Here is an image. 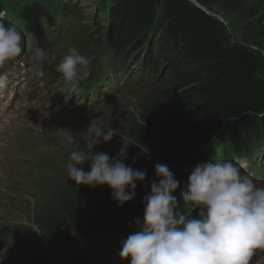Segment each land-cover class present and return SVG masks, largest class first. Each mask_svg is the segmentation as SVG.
I'll return each instance as SVG.
<instances>
[{"label": "trees", "instance_id": "obj_1", "mask_svg": "<svg viewBox=\"0 0 264 264\" xmlns=\"http://www.w3.org/2000/svg\"><path fill=\"white\" fill-rule=\"evenodd\" d=\"M257 5L261 7L230 0H116L108 28L115 51L140 45L154 33L156 64L164 61L168 67L164 82L122 125L107 152L115 159L127 144L124 163L146 172V179L137 181L135 198L123 206L107 185L76 184L64 193L58 210L36 221L42 239L30 234L12 247L13 264H57V255L60 264H92L109 238L136 225L137 218L143 220L145 197L151 184L159 182L156 164L181 170L195 148H204L216 136V146L230 139L239 151L264 139L263 52L251 39L250 45L235 41L213 11L234 6L251 27L258 26L264 45V0Z\"/></svg>", "mask_w": 264, "mask_h": 264}, {"label": "clouds", "instance_id": "obj_2", "mask_svg": "<svg viewBox=\"0 0 264 264\" xmlns=\"http://www.w3.org/2000/svg\"><path fill=\"white\" fill-rule=\"evenodd\" d=\"M7 16L6 10L0 11V69L24 52L21 31L17 25L6 23ZM46 56L44 48L35 49L36 60ZM81 67L88 69L90 61L72 47L57 68L73 94L82 91ZM7 84L8 77L0 74V89ZM100 120L99 125L91 124L81 135L85 147L71 153L67 171L79 186H109L113 198L123 206L135 198L137 181L144 182L147 174L124 163L127 144L115 159L93 151L101 140L107 143L118 134V130L106 126L103 117ZM85 162H90L88 172L77 167ZM155 173L159 182L151 184L150 195L145 197L143 226L139 227L137 218L139 230L123 242L119 253L122 260L130 258L131 264H251L256 251L264 250V187L255 184V173L242 174L240 165L219 154L198 164L182 192L185 204L199 210L198 218L177 212L173 193L180 182L170 168L158 163ZM6 253L7 247L0 253V264Z\"/></svg>", "mask_w": 264, "mask_h": 264}, {"label": "rangeland", "instance_id": "obj_3", "mask_svg": "<svg viewBox=\"0 0 264 264\" xmlns=\"http://www.w3.org/2000/svg\"><path fill=\"white\" fill-rule=\"evenodd\" d=\"M99 1V0H98ZM234 4H243L244 6H250V9L261 7V5H257L259 0H230ZM84 2V1H79ZM86 5V9L90 12L91 16H95L97 14V8L96 4L92 2V0H89L88 2H84ZM264 6V5H263ZM214 7L213 11L215 12L214 16L220 19L221 23H223L227 28L228 31L232 34V37L237 42H242L243 44L250 45L251 42L252 46L255 48L261 49L264 56V45L260 41L259 36V29L258 26L251 27V24H248V20H246L245 16L240 15L236 12V8L234 6H230L225 8V10H221L219 8ZM49 28V27H48ZM52 30V28L50 27ZM54 32H58V29H56ZM248 38V39H247ZM251 39V41L249 40ZM249 42V43H248ZM255 44V45H254ZM261 44V45H260ZM60 50L64 49V42H61L60 44ZM43 63H41L40 69H42ZM129 73L134 74L135 70L131 71V67L128 70V73L125 75L127 76ZM93 74V73H92ZM111 81V80H110ZM110 81L102 86L101 89H96L95 91H90L88 88H84V100L87 98H90V101L92 104L96 106L97 111H92L88 113V118L90 120H98L101 122L100 118L103 117L104 121H106V126H112L118 130V134L114 136L115 140L116 138H119V130L121 129L122 125H127L129 123L130 116H133L138 113V110L140 109V106L143 105L145 100H149L150 94L153 93V90H151L150 85L146 81H142L140 84L137 83L136 87H132L131 89H126L122 95L116 96L110 105H108L107 108L105 106L108 104V102L111 100L112 95L110 93H119L120 84L117 82L114 77L112 79V85H110ZM139 84V86H138ZM105 88L103 89V87ZM124 87L127 86V83L123 85ZM135 86V85H134ZM57 91V89L55 90ZM154 94V93H153ZM90 95V96H89ZM48 99H46L45 105L48 103ZM61 104H65V107H71L69 104H66L62 102ZM105 108V109H104ZM50 110V111H49ZM55 108L48 109L45 108V116L49 112L53 115ZM44 115V113L42 114ZM40 117L41 125L48 126L50 128H53L56 125L65 124L68 126H71L74 124L75 120L70 117H66L65 120L62 122H57L56 119L49 120V125L45 123L44 116ZM109 118V119H108ZM79 128L83 126H74L73 128ZM76 133L69 135V143L72 146H77L79 148H84L85 145L83 143V140L81 138V135L83 134L80 130L75 129ZM60 135H57L52 138H40L41 142L45 145V147L42 149L40 153H38L32 160L31 165L34 167V172L32 175L27 176L25 175V179L22 180V188L20 189V192L17 194L16 197L23 198L27 194L25 192H28L30 196L33 195V190L36 186H45V190L48 191L50 189L49 182L53 181V176L51 174V171L49 170V167L54 165L56 163V158L54 157L53 150L56 149V144L60 143ZM111 141L105 143L106 145L103 147V152L107 153L108 149H111V146H113ZM100 143H104L102 140ZM115 144V143H114ZM204 148L199 147L195 148V150L190 154L188 162L181 168V170H172L170 169L175 176V179L180 182V187L177 189L173 195H175L177 198H181L182 192L186 189L188 184V177L190 176L191 172L194 170V168L198 164L205 163L210 160L208 154L204 156L203 153ZM37 151V142L35 144L31 145L30 153L33 154ZM28 173V172H27ZM37 175V176H36ZM43 178V182L41 185L40 183L32 182V186L29 185V182L32 181L33 178ZM39 182V181H38ZM69 182V175L66 180V184ZM59 194H61L59 191L55 193V197H57ZM27 201L23 200V208L21 209H14L8 213H6V217L10 218L13 221L18 222L20 228V231H25L29 227V224L33 223L35 224L37 220L42 219V212L45 208L42 209L41 213L36 209L33 208L31 205H25L24 202ZM31 224L30 230L33 233L35 230V226ZM143 223L140 224V228H142ZM139 228L137 225H129L127 228L123 229L122 232L119 235H116L113 238H109L108 241L103 245V248L96 251L93 257L92 264H131L130 258L128 260H122L119 256L120 251L122 250V244L124 241L127 240L128 236L136 231H138ZM38 231V230H37ZM57 264L63 263L62 260L59 258V255L56 257Z\"/></svg>", "mask_w": 264, "mask_h": 264}, {"label": "bare ground", "instance_id": "obj_4", "mask_svg": "<svg viewBox=\"0 0 264 264\" xmlns=\"http://www.w3.org/2000/svg\"><path fill=\"white\" fill-rule=\"evenodd\" d=\"M9 1H11L13 4H14V6H11V8L12 7H15L18 3H19V0H9ZM9 1H5L4 2V4H6V5H10V2ZM100 1V0H99ZM11 3V4H12ZM113 14L112 13H110V16H112ZM23 21H25V20H23ZM13 23H15V22H13ZM38 23L39 22H37L36 24L38 25ZM84 82H87V79L86 78H84V79H82ZM56 104V106H58L57 107V109H63L64 107H65V104H61L60 102H57V103H55ZM43 105H45V103L43 104ZM36 111H37V113L38 112H42V114L44 113V115H42V116H44L45 117V119H42V120H44L45 121V123L47 124V125H49V120H53L54 119V116L51 114V112H49L48 114H47V116H45V111L43 110V108L41 107V106H39V107H37L36 108ZM50 111V110H49ZM61 111V115H63V116H69L70 115V112H66L65 110H60ZM58 128V127H64L62 124H60V125H56V126H54L53 128ZM26 136L25 135H23L22 136V138H21V140H23V138H25ZM18 141V140H17ZM18 163H20V165H23V166H28V163H27V161L25 160V159H23V160H20ZM250 163V162H249ZM28 172V173H27ZM27 172H25V174L27 175V176H30L31 175V171H27ZM37 183H39L38 181H37ZM2 184L6 187H8V184L6 183V182H2ZM29 185L30 186H32V182H29ZM16 186V185H15ZM20 192V190L18 191V193ZM7 258H10V255L7 257Z\"/></svg>", "mask_w": 264, "mask_h": 264}]
</instances>
